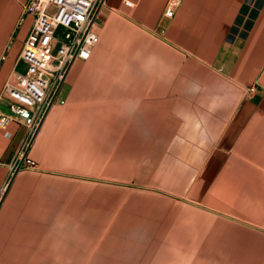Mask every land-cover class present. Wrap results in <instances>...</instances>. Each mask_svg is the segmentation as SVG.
<instances>
[{"label": "crops", "instance_id": "crops-1", "mask_svg": "<svg viewBox=\"0 0 264 264\" xmlns=\"http://www.w3.org/2000/svg\"><path fill=\"white\" fill-rule=\"evenodd\" d=\"M26 1L0 0V94ZM130 1L33 137L0 128V264H264V0Z\"/></svg>", "mask_w": 264, "mask_h": 264}, {"label": "built area", "instance_id": "built-area-1", "mask_svg": "<svg viewBox=\"0 0 264 264\" xmlns=\"http://www.w3.org/2000/svg\"><path fill=\"white\" fill-rule=\"evenodd\" d=\"M181 0H169L165 10L172 16ZM106 0H27L23 14H32L34 22L20 59L26 69L5 82L0 101L8 111L0 112V128L11 121L23 123L33 137L54 103H64L60 93L72 65L86 60L99 39L96 27ZM132 6L133 2L126 0ZM249 18V14L245 15ZM27 139L15 157L18 169L33 168L27 158Z\"/></svg>", "mask_w": 264, "mask_h": 264}]
</instances>
